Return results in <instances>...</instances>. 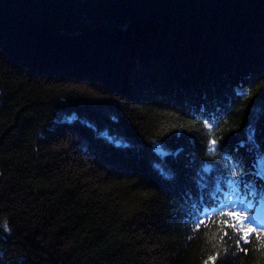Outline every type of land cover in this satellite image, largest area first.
<instances>
[{"label": "trees", "instance_id": "1", "mask_svg": "<svg viewBox=\"0 0 264 264\" xmlns=\"http://www.w3.org/2000/svg\"><path fill=\"white\" fill-rule=\"evenodd\" d=\"M262 36L264 0H0V264H264L216 222L226 156L264 189Z\"/></svg>", "mask_w": 264, "mask_h": 264}, {"label": "snow or ice", "instance_id": "2", "mask_svg": "<svg viewBox=\"0 0 264 264\" xmlns=\"http://www.w3.org/2000/svg\"><path fill=\"white\" fill-rule=\"evenodd\" d=\"M250 93L248 90H244L239 95L242 97L248 96ZM211 128L212 125H207ZM248 143L252 144L254 142V129L249 128L247 133ZM218 140L212 139L208 142V153L216 154L218 152ZM244 146L242 141L240 147ZM161 151L160 149H157ZM225 161L230 168V176L235 178L228 181L230 189V198L229 203L233 210L225 211L221 213L223 217L222 220L216 222L220 223V231L222 235L220 237L223 240L225 237H229V230H234L236 232H243L242 235L237 236V244L240 241L244 243L248 242L249 232L255 231L257 228L264 231V189H257L256 186L249 181H244L243 186H241V181L238 179L241 176V171L239 170V162H234L232 157H225ZM204 171L207 172L208 168L205 167ZM167 175L168 173H164ZM256 176H259L261 179H264V169L258 170L254 173ZM242 213H248V215H242ZM232 221L231 223L229 221ZM205 222L204 220L197 219L196 227L199 228ZM254 225V228H249L248 231H243V225ZM237 225H240L238 228ZM257 240L260 241V247H264V240H261V236L257 235ZM228 249L217 253L216 256L209 257L208 261H205V264H216L217 258L224 255Z\"/></svg>", "mask_w": 264, "mask_h": 264}, {"label": "rangeland", "instance_id": "3", "mask_svg": "<svg viewBox=\"0 0 264 264\" xmlns=\"http://www.w3.org/2000/svg\"><path fill=\"white\" fill-rule=\"evenodd\" d=\"M264 36H262V38H263ZM264 48V45H261V46H259V49H262V50H264L263 49ZM102 50V49H101ZM203 49H201L199 52H201ZM101 53H103V52H101ZM104 54V53H103ZM264 54V53H263ZM257 55V57H258V60H264V55ZM79 55V53H78V51L76 50V48L75 49H73V51H70V52H68L67 54H64V56L63 57H66V60H67V58H68V61L69 60H71V61H75V62H78V61H80L79 59H80V56H78ZM108 55H110V54H108ZM82 59V58H81ZM115 59H116V57H111V56H106L105 58L103 57V58H101V63H100V69H99V71H100V73H99V71L96 73V77H100V78H104V74L105 73H107L109 70H111L114 66V64L116 63L115 62ZM115 62V63H114ZM80 62H78V64H79ZM102 64V65H101ZM114 68H116V67H114ZM66 69H68V68H66ZM70 70H71V68H69ZM62 71H64L65 69H64V67L61 69ZM68 71V70H67ZM67 71H65V74H64V77L66 78V76L68 77V78H72V73L71 72H67ZM48 72H50V71H48ZM117 74H119L118 72H116ZM98 75V76H97ZM174 157H176V155H173ZM237 157V156H236ZM189 200H190V202H187V203H191V202H193L192 201V197L190 198V196H189V198H188ZM188 201V200H187ZM236 232V231H235Z\"/></svg>", "mask_w": 264, "mask_h": 264}, {"label": "bare ground", "instance_id": "4", "mask_svg": "<svg viewBox=\"0 0 264 264\" xmlns=\"http://www.w3.org/2000/svg\"><path fill=\"white\" fill-rule=\"evenodd\" d=\"M199 166H200V164H199ZM202 166V165H201ZM201 169V168H200Z\"/></svg>", "mask_w": 264, "mask_h": 264}]
</instances>
